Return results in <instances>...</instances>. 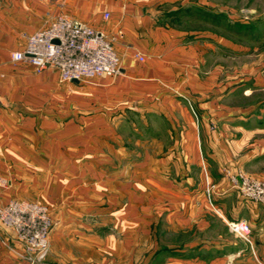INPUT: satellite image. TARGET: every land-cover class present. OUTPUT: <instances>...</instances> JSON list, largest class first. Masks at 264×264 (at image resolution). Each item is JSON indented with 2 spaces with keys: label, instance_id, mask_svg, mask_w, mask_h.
<instances>
[{
  "label": "crops",
  "instance_id": "obj_1",
  "mask_svg": "<svg viewBox=\"0 0 264 264\" xmlns=\"http://www.w3.org/2000/svg\"><path fill=\"white\" fill-rule=\"evenodd\" d=\"M217 2L0 0V206H47L34 264H264V206L225 173L264 179V74L204 23ZM60 15L103 30L119 72L63 81L11 59ZM14 238L0 225V264H30Z\"/></svg>",
  "mask_w": 264,
  "mask_h": 264
},
{
  "label": "built area",
  "instance_id": "obj_2",
  "mask_svg": "<svg viewBox=\"0 0 264 264\" xmlns=\"http://www.w3.org/2000/svg\"><path fill=\"white\" fill-rule=\"evenodd\" d=\"M102 15L108 18L110 14L105 11ZM118 34L121 36L122 32L118 31ZM136 57L139 61L144 60L140 54H136ZM11 59L26 61L37 71L51 68L63 81L110 77L117 74L120 68L119 56L103 30L63 15L32 33L25 48L12 52ZM225 173L230 178V186L244 199L264 206V179L244 172L231 175L228 169ZM4 183L5 179L0 176V184ZM213 187L212 184L206 186L209 197ZM0 225L14 231L15 244L21 256L30 264L46 258L52 228L47 206L27 200H11L0 206ZM230 227L238 235L248 238L250 228L247 223L237 221L231 223Z\"/></svg>",
  "mask_w": 264,
  "mask_h": 264
},
{
  "label": "rangeland",
  "instance_id": "obj_3",
  "mask_svg": "<svg viewBox=\"0 0 264 264\" xmlns=\"http://www.w3.org/2000/svg\"><path fill=\"white\" fill-rule=\"evenodd\" d=\"M213 8L217 15L204 12V23L237 44L236 57L223 58V66L264 74V0H218Z\"/></svg>",
  "mask_w": 264,
  "mask_h": 264
}]
</instances>
